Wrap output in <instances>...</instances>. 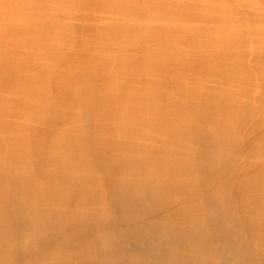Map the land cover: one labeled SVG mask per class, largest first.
<instances>
[{
    "label": "bare ground",
    "instance_id": "obj_1",
    "mask_svg": "<svg viewBox=\"0 0 264 264\" xmlns=\"http://www.w3.org/2000/svg\"><path fill=\"white\" fill-rule=\"evenodd\" d=\"M0 264H264V0H0Z\"/></svg>",
    "mask_w": 264,
    "mask_h": 264
},
{
    "label": "rangeland",
    "instance_id": "obj_2",
    "mask_svg": "<svg viewBox=\"0 0 264 264\" xmlns=\"http://www.w3.org/2000/svg\"><path fill=\"white\" fill-rule=\"evenodd\" d=\"M129 256H130V257L132 256L131 253H130V251H128V256H127V257H129Z\"/></svg>",
    "mask_w": 264,
    "mask_h": 264
}]
</instances>
